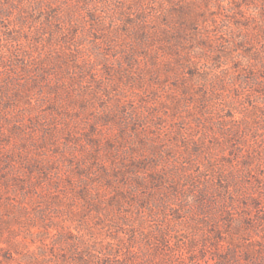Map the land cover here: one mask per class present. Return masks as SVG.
Listing matches in <instances>:
<instances>
[{
  "label": "rangeland",
  "instance_id": "obj_1",
  "mask_svg": "<svg viewBox=\"0 0 264 264\" xmlns=\"http://www.w3.org/2000/svg\"><path fill=\"white\" fill-rule=\"evenodd\" d=\"M0 264H264V0H0Z\"/></svg>",
  "mask_w": 264,
  "mask_h": 264
}]
</instances>
